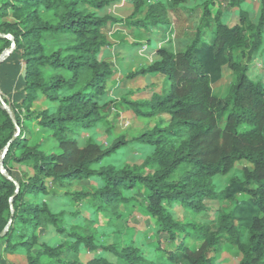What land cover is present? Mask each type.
Instances as JSON below:
<instances>
[{
  "label": "trees",
  "instance_id": "obj_1",
  "mask_svg": "<svg viewBox=\"0 0 264 264\" xmlns=\"http://www.w3.org/2000/svg\"><path fill=\"white\" fill-rule=\"evenodd\" d=\"M243 1L228 0V7L239 8ZM261 1L257 22L239 10L231 24L223 22L220 8L213 10L216 0L204 1L182 49L158 48L156 60L127 75L159 77L149 99L122 103L138 117L165 114L167 124L128 141L117 137L105 147L91 141L80 146L76 139L105 117L107 104L99 100L113 69L109 60L99 58L111 46L104 28L121 23L139 30L167 23L166 6L132 0V13L119 19L97 13L112 0H0V56L12 47L0 61L3 251L25 252V264H214V253L228 246L239 253L236 264H264V82L255 72L264 40ZM225 70L232 82L218 96L212 85ZM39 97L55 105L32 110ZM30 123L47 132L54 149L42 150L41 141L29 144ZM128 144H146L152 152L141 163L95 167ZM11 161L31 172L15 176ZM87 179L98 184L94 190L64 198L88 204L92 215L103 214L117 228L122 227L119 206H132L154 221L153 252L160 250L164 258L149 257L134 240L99 248L84 232H72L71 240L54 246L41 242L34 231L14 240L19 226L66 232L61 222L66 214L52 211L41 197L50 194L48 184L64 187ZM136 188L142 199L124 194ZM205 201L220 205L208 209ZM174 207L194 215L213 210L214 218H176ZM159 235L166 236L164 242ZM81 244L90 251L106 250L112 260L100 254L79 260ZM0 264L7 262L0 257Z\"/></svg>",
  "mask_w": 264,
  "mask_h": 264
},
{
  "label": "rangeland",
  "instance_id": "obj_2",
  "mask_svg": "<svg viewBox=\"0 0 264 264\" xmlns=\"http://www.w3.org/2000/svg\"><path fill=\"white\" fill-rule=\"evenodd\" d=\"M204 1L206 0H182L179 3H173V5H171L169 0H147V3L160 2L166 6L168 16L167 23H160L155 27L149 26L148 28L139 30L122 28L121 23L109 24L104 28L111 41V46L103 49L99 54V58H106L111 62L113 74L105 84V94L101 96L99 104L102 105L106 103L107 108L102 111L103 114H105L103 119L97 122L93 128L82 130L76 136L80 146L84 145L87 141H91L107 147L117 137H124V140L128 141L155 126L163 127L167 124L168 116L165 114L153 116L151 118L138 117L122 103L123 99L129 101L149 99L152 90L155 91L159 87V77L149 75L131 78L127 77V75L146 67L156 60L158 56H156L155 50L158 48L166 47L172 51L182 49L192 38L199 14V6ZM261 2V0H244L239 8H230L228 7V0H216V5H214L213 10L217 8L221 9L222 20L226 24L237 21L239 10L245 11L251 21L257 22ZM132 11V0H112V4L97 11V13L99 16L110 15L123 19L129 16ZM5 19L9 20L8 17ZM11 50L12 47L8 50H4V52L1 53L0 61L4 59ZM255 64V72H257L256 77L264 82V40L263 48ZM231 82L232 75L229 70H225L221 80L212 85L213 93L218 96L224 95ZM2 105L7 108L5 104ZM54 105V102H49L39 97L30 107L32 110L42 111ZM30 126H33V133L28 137L29 144H35L41 141L40 148L42 150L49 152L54 149L56 143L47 135L46 131L38 129L34 123H30ZM151 152L152 148L146 144H128L95 167L112 164L121 168L127 163H141ZM9 168L10 171L19 178H23L25 174L31 172L29 166L21 163L19 164L15 161L9 163ZM215 180H217V178ZM97 185L98 184L91 179L74 181L64 187L48 184L50 194L42 196L41 199L52 211L64 212L66 214L64 219L61 220L66 232L58 233L51 226L34 230L19 226L16 232L17 236L14 240L18 241V238H21L24 232L31 234L34 231V233L39 236L41 242L54 246L64 241L71 240L72 236H70V233L72 232H77L79 234L84 232L93 237V242H95L99 248L111 243H128L130 240H134L136 246L144 252H147L149 257L153 254L155 258H164L165 255L162 254L160 250L155 249L153 252V243H155L153 242V237L156 236L154 221L145 214L137 212L132 206H119V210L122 212V227L117 228L111 226L110 222H108V218L103 214L92 215L91 213L94 212L88 204L84 202H71L67 198H64L65 195H67L66 193L94 190ZM124 194L128 197L142 199V191L138 188L125 191ZM205 204L209 207L208 209L213 210L217 209L220 205L216 201H205ZM213 210H209L205 214L196 215L193 213H185L179 207H174L172 211L176 218L182 217L193 221L196 219H213ZM77 218L81 220L79 223L75 220ZM84 225L87 226L88 230H84V227H86ZM118 230L122 233H119ZM159 237L160 240H163L166 236L159 235ZM164 241L165 240H163V242ZM37 249V247H34L32 251L35 252ZM97 254L103 255L108 260H112L110 253L106 250L100 249L90 251L84 244L79 245L77 253L79 260L86 261ZM0 257H2L7 264H25L26 262V253L23 251L11 255L6 254L3 251V241L1 240ZM238 259L239 253L236 248L230 249L228 246H224L221 250L214 253V264H236Z\"/></svg>",
  "mask_w": 264,
  "mask_h": 264
},
{
  "label": "water",
  "instance_id": "obj_3",
  "mask_svg": "<svg viewBox=\"0 0 264 264\" xmlns=\"http://www.w3.org/2000/svg\"><path fill=\"white\" fill-rule=\"evenodd\" d=\"M6 229H7V228H6ZM6 229H5V230H6ZM3 234H4V232H2V233L0 234V236H3Z\"/></svg>",
  "mask_w": 264,
  "mask_h": 264
}]
</instances>
